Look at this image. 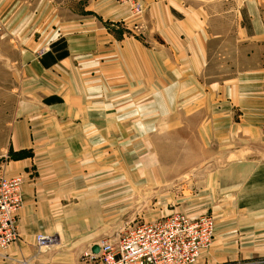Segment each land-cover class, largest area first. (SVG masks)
<instances>
[{
  "label": "crops",
  "instance_id": "0c3cea01",
  "mask_svg": "<svg viewBox=\"0 0 264 264\" xmlns=\"http://www.w3.org/2000/svg\"><path fill=\"white\" fill-rule=\"evenodd\" d=\"M137 2L0 0L18 53L0 174L24 177L0 264H103L93 247L169 213L172 180L169 215L215 220L198 264L264 260V0Z\"/></svg>",
  "mask_w": 264,
  "mask_h": 264
},
{
  "label": "built area",
  "instance_id": "2783aa9c",
  "mask_svg": "<svg viewBox=\"0 0 264 264\" xmlns=\"http://www.w3.org/2000/svg\"><path fill=\"white\" fill-rule=\"evenodd\" d=\"M132 1L133 12L142 13L137 0ZM5 27L0 18V34ZM24 177L0 174V255L19 237L18 212L23 205ZM215 238V220L210 214L192 217L185 213H172L153 222L139 224L123 233L116 242L99 244L103 264H198ZM57 245L56 238L40 234L36 246L47 250ZM252 264H264L257 261Z\"/></svg>",
  "mask_w": 264,
  "mask_h": 264
},
{
  "label": "rangeland",
  "instance_id": "374dc122",
  "mask_svg": "<svg viewBox=\"0 0 264 264\" xmlns=\"http://www.w3.org/2000/svg\"><path fill=\"white\" fill-rule=\"evenodd\" d=\"M243 2H247L249 0H240ZM12 43H9L6 38H1L0 36V146L3 144V136L5 135L3 133V123L4 120L9 121L10 116H6L4 112L7 114L8 111H11L13 107L16 106V88H17V82H15L14 77L17 75V69L15 68V60L17 59L18 53L14 51V49L11 47ZM7 111V112H6ZM262 133L264 136V125L262 127ZM1 150V148H0ZM177 153V152H176ZM186 184L188 185V189L192 191V194L195 190L196 185V179L195 177L190 178V180H186ZM181 183H185V181L180 180H172L170 186H167L165 190L156 189L155 198H153V204L155 205V210H159L163 208V204L169 207L168 210L169 213L171 210L175 209V206L177 205L179 199L183 196L182 194V188L180 187ZM152 201V199H151ZM158 203V204H157ZM180 205L178 204V207ZM152 207V206H151ZM158 208V209H157ZM145 215L146 212H143ZM151 215L154 214L153 211H151ZM169 213L166 211L164 213L159 214V216H154L152 219L146 221L139 220V223L144 222H153L157 219H160L165 217V215H169ZM156 215V214H155ZM144 218V217H143Z\"/></svg>",
  "mask_w": 264,
  "mask_h": 264
},
{
  "label": "water",
  "instance_id": "95a60500",
  "mask_svg": "<svg viewBox=\"0 0 264 264\" xmlns=\"http://www.w3.org/2000/svg\"><path fill=\"white\" fill-rule=\"evenodd\" d=\"M92 252L94 254H99L100 253V246L96 245L95 247H93Z\"/></svg>",
  "mask_w": 264,
  "mask_h": 264
},
{
  "label": "trees",
  "instance_id": "16d2710c",
  "mask_svg": "<svg viewBox=\"0 0 264 264\" xmlns=\"http://www.w3.org/2000/svg\"><path fill=\"white\" fill-rule=\"evenodd\" d=\"M54 45H55V44H54ZM66 54H67V53H64V54H63V55H61V56L65 57V56H66Z\"/></svg>",
  "mask_w": 264,
  "mask_h": 264
}]
</instances>
